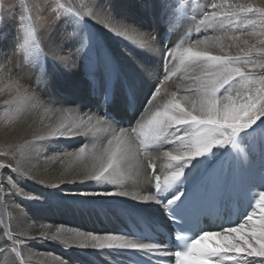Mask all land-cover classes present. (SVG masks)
Segmentation results:
<instances>
[{"label": "bare ground", "instance_id": "bare-ground-1", "mask_svg": "<svg viewBox=\"0 0 264 264\" xmlns=\"http://www.w3.org/2000/svg\"><path fill=\"white\" fill-rule=\"evenodd\" d=\"M102 2L111 6L118 19L126 20L129 27L135 28L146 38L156 37L163 47L158 48L157 41L152 39L153 47L145 48L134 39L117 35L116 31L111 30L113 27L119 29V24L114 22L105 28L92 18H87V32H91L95 40L90 47H85L87 32L78 31L75 24L60 21L61 16L78 18L77 10L83 8L84 0H0V162L9 159L2 155L6 152H15L21 161L26 162L25 158L33 154L32 145L37 142V137L43 138L38 142L44 145L40 149L42 154L39 160L31 161L37 179H20L24 194H14L8 200H4L3 194H0V248L7 247L16 264H64L65 260L70 261V264H131L126 253L140 251L83 248L79 246L87 242L83 237L69 239L68 243L51 239L57 228L61 230V235L69 238L76 237L77 233L122 234L120 229L125 224L124 216L133 222L138 216H150L165 222L162 210L154 202L133 199L134 196L147 195L149 190L152 191L153 182L105 183L86 179L94 163L88 154L99 151L101 141L107 142L105 137L111 138V132L97 124L99 112L108 109L121 125L126 121L134 123V118L139 115L138 110H142L146 104V97L157 75L162 83L159 84L160 94L154 104H159L174 90L178 89L183 94L185 85L191 83L188 78L192 72L179 64L178 53L165 62L161 53L169 45L183 48L207 35H220L225 38L224 51L214 49L215 54L242 56V48H264V17L259 13L221 17L226 9L231 10L230 4L264 8V0H228V4H224V0ZM213 4L218 7L213 8ZM60 5L62 7H58ZM165 12L175 13V21L171 26L165 22L170 18L164 16ZM206 13L209 17L217 13L218 19L223 18V28L213 30L203 25L197 27ZM249 19L256 23H249ZM74 31L76 35L72 40H65L60 45L59 54L68 57L62 61L52 54L53 44L61 35ZM235 36L240 39H228ZM245 40L248 41L247 45L243 43ZM33 57H38V61ZM255 58L264 62V58ZM28 60H32L31 67L36 69L41 80L38 86L29 70L22 67ZM105 60L121 70L111 81L108 79ZM144 65L152 70L147 83L137 72ZM13 69L21 72L25 81L32 80L31 84L24 83V87H38L36 95L44 106L12 102L16 96V88L12 84L16 79L12 75ZM255 71L259 73L261 69L256 68ZM126 78H134L137 88L130 117L126 116L121 95ZM105 83L115 93L114 102L109 106L103 103L102 98L101 90ZM69 124L76 134L70 138L67 135L61 137L57 129L63 130ZM262 141L264 129L258 128L234 147L228 146L227 151L219 149L217 152V156L223 157L220 164L229 180L234 179L236 183L238 195L232 199L237 200L244 213L255 211L254 220L264 214L255 201H252L253 207L249 208L251 196L259 199V187L256 185L260 173L264 171ZM85 145L83 160L67 155ZM178 148L179 145H164L161 149V158L156 160L161 183L168 174L170 163L163 157V151H175ZM10 171V168L0 170V178L7 182ZM199 176L193 174L189 177V187ZM54 184L58 186L53 187ZM102 191H111L115 195H81L83 192ZM125 192L128 194L124 195ZM30 196L33 198L29 199ZM260 203L264 204V200ZM241 216L244 217V214ZM241 222L248 223L244 218ZM13 240L21 243L13 244ZM216 242L206 241L205 244L211 246V243ZM12 248L18 249V253L13 252ZM238 258L241 264L247 260L261 259L243 254ZM224 263L233 264V260L225 257Z\"/></svg>", "mask_w": 264, "mask_h": 264}, {"label": "snow or ice", "instance_id": "snow-or-ice-1", "mask_svg": "<svg viewBox=\"0 0 264 264\" xmlns=\"http://www.w3.org/2000/svg\"><path fill=\"white\" fill-rule=\"evenodd\" d=\"M224 4H228V0H224ZM212 7L216 8L218 5L213 4ZM229 7L231 10L226 9L221 17L231 18L244 13H259L264 17V8H254L240 3L230 4ZM77 12L78 18L61 16L60 21L75 24L77 30L83 32H87L89 28L87 18L97 19L105 28H109L115 22L119 24V29L113 27L111 30L116 31L117 35L134 39L145 48H152V39H155L157 47H163V43L156 37L146 38L135 28L129 27L126 20L118 19L113 14L111 6L104 4L102 0H84L83 8L78 9ZM164 16L170 17L165 22L171 26L175 21V13L165 12ZM248 22L256 23L251 19ZM200 25L215 30L217 27L223 28L224 19H218L217 13H212L210 17L206 13L197 27ZM29 35L32 33L29 32ZM75 35V31L61 35L53 44L52 54L62 61L67 60L68 57L59 54L60 45L64 44L65 40H72ZM224 39L220 35H207L204 39H196L187 47L169 45L168 48H164L161 56L165 62L173 54L178 53L179 64L192 72L188 78L191 83L185 85L183 94L178 89L174 90L159 104H154L160 94L159 84L162 83L157 75L156 82L152 84L154 90H149L146 104L142 110H138L139 115L134 118V123L131 121L127 126L115 121L108 109L100 111L97 124L111 132V138L105 137L107 142L101 141L99 151L88 154L94 163L93 170L86 176L87 180L132 184L141 181L151 184L154 181V192L149 190L147 195H137L133 199L154 202L162 210V215L169 225V232L174 231L177 240L183 238L182 233L191 232L192 236L184 241L183 248L172 252L163 240L140 233L104 235L77 233L76 237L69 238L61 235V230L57 228L51 239L68 243L69 239L83 237V240L87 241L79 245L83 248L100 251H140L159 257L174 255L175 264H224L225 257L231 258L233 264H241V259L238 258L241 254L261 258L247 260L244 264H264V214L254 220L256 212L245 211L243 218L248 223L238 220L217 227L205 225L203 217L207 214L203 213L193 226L186 212V197L190 191L188 182L193 174L201 176L199 188L205 194L213 195L214 207L222 206L232 200L234 195H238L235 180L230 181L223 165H218L217 152L219 149L227 151L228 146L234 147L258 128L264 129V62L255 58L257 56L264 58V48H255V46L242 48V56L215 54L214 49L224 51ZM228 39L239 40L240 37H228ZM94 40L92 33L87 32L84 46L90 47ZM243 43L247 45L248 41L245 40ZM32 59L38 61V57ZM31 63L32 60H28L22 67L29 70L32 80L38 86L41 80L36 69L31 67ZM105 68L109 81L121 72L118 66L107 60H105ZM256 68H260L261 71L256 73ZM151 71L148 65L137 69L145 83ZM12 75L16 78L12 81L16 88V96L12 98V102L44 106L36 95L38 87L36 89L24 87V83L31 84L32 80L25 81L21 72L15 69ZM101 91L103 103L112 104L115 93L107 83L102 86ZM136 91V80L126 78L121 89L125 106L129 108L134 106ZM88 118L91 120V115ZM57 131L61 137L67 135L70 138L76 134L71 124ZM41 139L43 138L37 137V142L32 145L33 154L25 158L26 162L21 161L15 152L2 154L9 159L7 162H0V170L6 168L11 170L7 182L0 178V194H3L4 200H8L14 194H24L20 186L21 178L37 179L31 161L32 159L38 161L42 154L40 149L44 145L38 142ZM164 145H179V148L175 151H163V157H166L170 163L168 174L163 177L161 183V176L157 174L156 160L161 158L160 153ZM261 146L264 150V141L261 142ZM86 147L87 145L79 147L76 152H68L67 155L83 160ZM93 147L95 148V145ZM13 161L16 163L13 164ZM258 181L256 186L259 187V199L254 195L251 196L249 208L253 207L252 201H255L261 213H264V204L260 203L264 200V171L260 173ZM57 186L53 185V187ZM81 195L112 196L115 193L83 192ZM141 219L149 223L162 222L150 216H141ZM206 241L218 242L208 246L205 244ZM20 243L19 240H13V244ZM12 251L18 253L16 248H12ZM0 264H16L7 247L0 248ZM64 264H70V261L65 260ZM159 264H173V261L161 259Z\"/></svg>", "mask_w": 264, "mask_h": 264}, {"label": "rangeland", "instance_id": "rangeland-1", "mask_svg": "<svg viewBox=\"0 0 264 264\" xmlns=\"http://www.w3.org/2000/svg\"><path fill=\"white\" fill-rule=\"evenodd\" d=\"M2 8V5L0 6V9ZM97 259H99L98 257H96ZM225 264V263H224Z\"/></svg>", "mask_w": 264, "mask_h": 264}]
</instances>
